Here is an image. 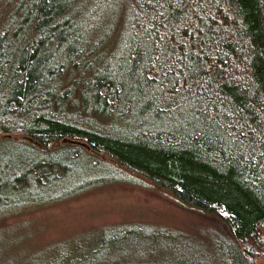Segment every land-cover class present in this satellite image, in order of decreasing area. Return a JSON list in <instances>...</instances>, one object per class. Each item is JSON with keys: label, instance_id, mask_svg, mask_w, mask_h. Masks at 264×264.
I'll list each match as a JSON object with an SVG mask.
<instances>
[{"label": "trees", "instance_id": "obj_1", "mask_svg": "<svg viewBox=\"0 0 264 264\" xmlns=\"http://www.w3.org/2000/svg\"><path fill=\"white\" fill-rule=\"evenodd\" d=\"M0 142L11 191L97 172L3 216L127 170L214 225L191 264L264 263V0H0ZM132 258L101 242L9 264Z\"/></svg>", "mask_w": 264, "mask_h": 264}, {"label": "rangeland", "instance_id": "obj_2", "mask_svg": "<svg viewBox=\"0 0 264 264\" xmlns=\"http://www.w3.org/2000/svg\"><path fill=\"white\" fill-rule=\"evenodd\" d=\"M18 154V149L0 142L3 187V191L0 189V264L29 262L30 258L41 260L65 252L75 255L101 242L109 252L140 257V262L142 257L145 264H191L192 260L206 255L203 246L208 241L203 237L214 227L210 220L179 205L169 193L125 169L135 183H106L3 216L8 212L4 208L10 204L60 195L64 187L75 181L97 175L87 172L75 178V174H62L38 186L29 178L22 189L11 191L7 186L12 169L5 167L3 161ZM115 223L118 225L104 228ZM125 231L126 236L118 238ZM49 242L55 244L48 245ZM137 260L132 258V263L127 259L126 263L138 264ZM255 264L264 263L258 260Z\"/></svg>", "mask_w": 264, "mask_h": 264}]
</instances>
